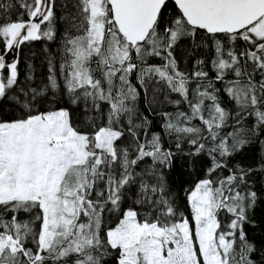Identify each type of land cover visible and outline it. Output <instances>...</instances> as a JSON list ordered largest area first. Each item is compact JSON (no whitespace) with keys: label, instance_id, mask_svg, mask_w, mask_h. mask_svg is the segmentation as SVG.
Returning a JSON list of instances; mask_svg holds the SVG:
<instances>
[{"label":"snow or ice","instance_id":"snow-or-ice-1","mask_svg":"<svg viewBox=\"0 0 264 264\" xmlns=\"http://www.w3.org/2000/svg\"><path fill=\"white\" fill-rule=\"evenodd\" d=\"M172 2L176 12L166 16L169 0H78L79 11L70 18L77 34L66 33L60 68L72 104L84 100L81 118L73 123L70 110L59 108L0 120V213H13L10 219L0 214V264H106L113 252L115 264H257L256 245L244 230L257 193L241 190L253 169L228 168L226 161L259 143L264 171V0ZM15 6L0 0V98L18 79L19 61L9 62L8 54L24 42L53 38L51 0H19L27 20L23 13L10 19ZM197 31L211 39L204 44L212 52L211 79L205 60L188 73L174 55ZM238 41L245 46L238 49ZM149 57L163 63L147 64ZM137 69L145 94L147 80L157 76L181 97L170 103L188 105V112L160 113L163 129L176 135V149L187 137L190 155L206 152L211 160L187 197L191 220L177 217L169 199L165 170L172 168L175 153L163 146L160 133L147 138L152 121L135 106L139 93L129 75ZM229 73L234 79L226 80ZM49 81L55 89V77ZM216 82L225 83L223 91L241 108L228 131L231 114ZM33 92V99L43 94ZM97 101L107 106V124L90 134L78 125L94 124L88 113L100 111ZM153 103L148 110L157 115ZM247 117L253 123L245 128L241 119ZM126 135L130 142L121 145ZM146 160L150 163L138 172ZM220 169L229 174L214 178ZM128 185L136 189L134 204L147 205L150 216L141 220L128 208L115 226L105 228L104 213L120 210ZM20 211L36 215L21 221ZM221 213L230 217L227 223Z\"/></svg>","mask_w":264,"mask_h":264},{"label":"trees","instance_id":"trees-1","mask_svg":"<svg viewBox=\"0 0 264 264\" xmlns=\"http://www.w3.org/2000/svg\"><path fill=\"white\" fill-rule=\"evenodd\" d=\"M5 3H9L3 0ZM78 0H51L53 9V17L51 25L53 28V38L49 40L42 37L39 40L24 42L18 50V79L16 85L8 90L4 98H0V120H12L25 116L29 112H47L57 110L59 108H68L72 113L73 123H76L81 118L84 100L81 98L79 105L72 104L71 97L67 92L64 84V74L61 72L60 65L66 61L64 52V39L66 33L71 31L76 33L75 28H71L70 18L75 17L79 11L77 7ZM176 12L172 3H168L165 13L171 15ZM26 13V12H25ZM11 20L17 18L18 14L9 15ZM79 22L78 20L76 21ZM47 28V24L42 26V30ZM211 45V39L205 37L203 31H197L193 39H185L174 50V55L177 58V64L181 71L191 73L195 70L196 61L199 59L205 60V70L209 72V78H214L215 72L211 71L208 61L212 55L210 47H205L204 44ZM237 48H243L244 42L238 41ZM3 45L0 43V48ZM163 61L158 57L147 58V64H162ZM144 65H141L143 67ZM95 67V63H93ZM51 69V71H50ZM251 69H249L250 71ZM139 69L129 75L130 83L137 88L139 95L135 101L137 110L143 115H147L152 123L147 128V138L151 139L152 133H160L162 144L166 149H171L175 153V160L170 170H165L167 188L169 191V199L174 202V207L177 212V217L183 214L191 220V213L187 202V194L194 185L206 176L207 169L211 166V160L207 153L201 155H190L194 149L189 145L187 137L180 141L181 149H176V135H169L162 127L164 118L160 113L168 112L175 115L177 112H188L189 108L186 103L179 105L170 103V101L179 100L181 97L168 90L165 82L159 81L157 76H153L147 80V93L145 89L140 87L137 79ZM5 76V75H4ZM49 76H54L57 81V87H51ZM259 78V77H257ZM234 79L229 73L226 80ZM194 87V85H190ZM214 87L220 89V100L222 106L231 114L229 127L225 131L231 130L236 123V116L241 112V108L231 100L223 91L225 83L216 82ZM42 92V95H35L34 92ZM26 93V94H25ZM19 97V99H15ZM167 97V99H165ZM153 107L157 115H152L148 110V103L153 102ZM101 105L100 111H89V116H94V124L89 122L88 126L79 124L81 128H85L90 134L95 130V126H105L107 124L106 114L107 106L103 101H97ZM24 104H28L25 108ZM91 108V98L88 100ZM139 122V121H137ZM253 118L247 117L241 119V125L248 128L252 125ZM193 125L199 126V120H194ZM143 138L145 133L141 132ZM130 142V137L127 135L119 142L121 145H126ZM261 146L259 143H253L247 146L244 150L234 154L231 158H227L228 168H235L237 165L247 169L252 168L253 172L248 176V184L241 190H252L257 193L255 206L248 209V221L244 225V230L248 240L256 245L257 251L253 254L252 259L257 264H264V171L260 169ZM150 160H146L137 168L139 172ZM227 169H220L216 176H227ZM102 187V185L100 186ZM134 185L126 186L123 192L124 198L121 200V208L118 211L105 212L104 221L105 228L107 226H115L122 217L124 210L135 208L140 213V219L149 217L152 211L147 205H137L134 201L137 199L135 195ZM6 218L11 217L13 213H0ZM36 215L35 211L24 212L20 211L18 217L21 221L30 220ZM227 217L221 213L222 222L227 223ZM31 247L32 245L29 244ZM118 256V252H113L106 258V264H115L113 257Z\"/></svg>","mask_w":264,"mask_h":264},{"label":"flooded vegetation","instance_id":"flooded-vegetation-1","mask_svg":"<svg viewBox=\"0 0 264 264\" xmlns=\"http://www.w3.org/2000/svg\"><path fill=\"white\" fill-rule=\"evenodd\" d=\"M6 1H8L11 4L16 5L15 7L12 8V10H11L9 15H14V14L20 15L21 13H23L24 14V19L27 20V14L25 13V10L18 7L19 0H6ZM15 19H13V20H15ZM0 53H3V47H2V49L0 48ZM17 57H18V51H17ZM3 75L7 76V69L3 70Z\"/></svg>","mask_w":264,"mask_h":264},{"label":"water","instance_id":"water-1","mask_svg":"<svg viewBox=\"0 0 264 264\" xmlns=\"http://www.w3.org/2000/svg\"><path fill=\"white\" fill-rule=\"evenodd\" d=\"M169 2L172 3V5H173L174 8H175V5H174V3L172 2V0H169ZM175 9H176V8H175ZM17 51H18V49H16L15 51H13V52H11V53L8 54V56H7V60H8L9 62L13 59V57H16V58H17Z\"/></svg>","mask_w":264,"mask_h":264},{"label":"rangeland","instance_id":"rangeland-1","mask_svg":"<svg viewBox=\"0 0 264 264\" xmlns=\"http://www.w3.org/2000/svg\"><path fill=\"white\" fill-rule=\"evenodd\" d=\"M194 187H195V185H194ZM194 187H193V188H194ZM193 188H192V189H193ZM192 189H191V190H192ZM191 190H190V191H191ZM190 191H189V193H190ZM189 193L187 194V197H188ZM187 202H188V199H187ZM188 206H189V202H188ZM189 209H190V213H191V208H190V206H189ZM191 216H192V213H191ZM192 228H193V230L195 229V225H194V223H192ZM197 247H198V246H197Z\"/></svg>","mask_w":264,"mask_h":264}]
</instances>
